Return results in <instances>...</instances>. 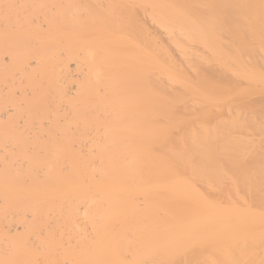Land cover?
<instances>
[{
	"label": "bare ground",
	"instance_id": "1",
	"mask_svg": "<svg viewBox=\"0 0 264 264\" xmlns=\"http://www.w3.org/2000/svg\"><path fill=\"white\" fill-rule=\"evenodd\" d=\"M255 248L264 0H0V264Z\"/></svg>",
	"mask_w": 264,
	"mask_h": 264
},
{
	"label": "rangeland",
	"instance_id": "2",
	"mask_svg": "<svg viewBox=\"0 0 264 264\" xmlns=\"http://www.w3.org/2000/svg\"><path fill=\"white\" fill-rule=\"evenodd\" d=\"M255 249H251V250L250 249L249 250L248 249H240V250L236 249V250H230V251L229 250H209V251L207 250L206 251L204 250L195 251L194 250V251H185L183 253L180 251L177 253L183 254V255L185 253L189 255L191 254L192 255L191 257H193V254H194L197 257L194 259H190V257L187 259H185L184 257L183 258L181 257L182 260L179 259L178 262L177 260L176 261L174 260L173 262H177V263H173V262L172 263L173 264H264V248H258V249L255 248ZM201 255L202 256L206 255L207 257L205 256L202 257ZM198 256H200V258ZM163 263L165 264L166 262L163 261ZM163 263L161 262V264Z\"/></svg>",
	"mask_w": 264,
	"mask_h": 264
}]
</instances>
